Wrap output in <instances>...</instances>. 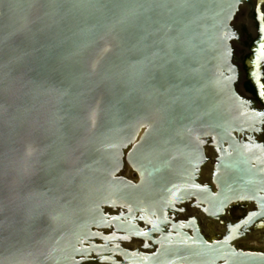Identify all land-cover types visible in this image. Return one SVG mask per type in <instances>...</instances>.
<instances>
[{"label": "water", "instance_id": "95a60500", "mask_svg": "<svg viewBox=\"0 0 264 264\" xmlns=\"http://www.w3.org/2000/svg\"><path fill=\"white\" fill-rule=\"evenodd\" d=\"M244 8L254 1L0 0V264H76L102 251L96 231L148 239L131 217L194 199L215 219L253 201L248 225L264 221V170L240 139L262 119L238 91L233 22ZM206 141L216 194L197 184ZM116 207L128 214L110 219ZM184 228L139 263L264 264L237 238Z\"/></svg>", "mask_w": 264, "mask_h": 264}, {"label": "flooded vegetation", "instance_id": "af4514ba", "mask_svg": "<svg viewBox=\"0 0 264 264\" xmlns=\"http://www.w3.org/2000/svg\"><path fill=\"white\" fill-rule=\"evenodd\" d=\"M254 1V8H244L238 15V20H243L238 24L240 28V40L235 43L237 50L235 51L236 64L241 71V80L238 91L241 96L248 102L252 103L254 109L262 116L261 128L257 134L240 138L247 144V150L255 153V162H258L264 170V70L261 76H258L259 86L253 81L249 67L246 65V58L251 51V45L256 48L255 38L261 37L260 22L257 19ZM264 7V1L261 3ZM264 14V8H263ZM264 18V17H263ZM248 22L253 32H250L248 26L242 25ZM264 25V21H263ZM205 154L208 162L200 167L197 174V184L208 189L212 194L217 193L215 185L216 159L218 158L217 149L213 147L212 141H206ZM123 174L134 183L137 182L135 173L128 167ZM163 211L161 214H150V218L143 214H136L131 217L132 226L136 227L138 232L149 233L148 239L131 236L126 233L117 232L113 225L105 230L96 231L98 239L93 242L94 246L102 248V251L93 252L87 258H77L76 264H142L139 259L144 262H150L148 258L159 255L163 249V242L166 238L176 236L177 233L173 228H177L182 232L189 230L184 225L194 220L198 226L200 233L209 242L237 238L235 242H242L241 247L235 246L239 250L263 253L261 248L262 242L254 240L255 233H264V221L253 222L250 226L248 223L259 214L258 206L253 201L238 202L230 205L220 218H212L207 215L206 206L199 203L196 199L181 204H172V207ZM111 218L125 217L128 212L120 207L105 211ZM236 221V225L234 224ZM122 223L130 222L126 219L121 220ZM262 226V227H261ZM209 233L213 236H210ZM225 234V236H223ZM234 242V241H233ZM234 242V243H235ZM236 244V243H235ZM244 244V245H243ZM84 248H89L87 244H83Z\"/></svg>", "mask_w": 264, "mask_h": 264}, {"label": "rangeland", "instance_id": "374dc122", "mask_svg": "<svg viewBox=\"0 0 264 264\" xmlns=\"http://www.w3.org/2000/svg\"><path fill=\"white\" fill-rule=\"evenodd\" d=\"M263 8L264 7H261L260 8L261 9L260 11H262V13H263ZM238 15L234 19L233 24L237 27V29L240 32V28L238 27L239 26L238 24H240L243 20H238ZM263 21H264V18H263ZM242 25L248 26V29L250 30V32H253L250 24L247 21L245 23H243ZM260 40H262V42H261V52H262V55L259 57V59L257 61V65H256V69L255 70L251 68L252 59L255 57V53H252V52L249 53L247 55V58H246V65L250 68L249 69V72L251 73V72L254 71V72H256V74H258V76H261V73L264 70V35H263V37L255 38L254 41H253V42H255L257 44ZM233 47H234V49L236 51L237 50V45L235 43L233 44ZM253 47L254 46L251 45V48H252L251 51H254ZM240 245H242V242H240ZM261 248H264V244L261 245Z\"/></svg>", "mask_w": 264, "mask_h": 264}, {"label": "snow or ice", "instance_id": "6c2138e0", "mask_svg": "<svg viewBox=\"0 0 264 264\" xmlns=\"http://www.w3.org/2000/svg\"><path fill=\"white\" fill-rule=\"evenodd\" d=\"M262 30H264V29H262Z\"/></svg>", "mask_w": 264, "mask_h": 264}, {"label": "bare ground", "instance_id": "6f19581e", "mask_svg": "<svg viewBox=\"0 0 264 264\" xmlns=\"http://www.w3.org/2000/svg\"><path fill=\"white\" fill-rule=\"evenodd\" d=\"M262 55V54H261Z\"/></svg>", "mask_w": 264, "mask_h": 264}]
</instances>
